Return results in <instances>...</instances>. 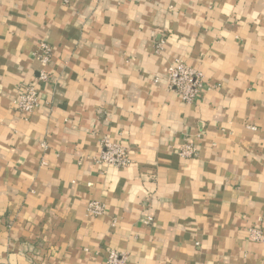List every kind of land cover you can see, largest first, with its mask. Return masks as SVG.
<instances>
[{"label":"crops","instance_id":"crops-1","mask_svg":"<svg viewBox=\"0 0 264 264\" xmlns=\"http://www.w3.org/2000/svg\"><path fill=\"white\" fill-rule=\"evenodd\" d=\"M178 60L206 80L190 104L169 86ZM104 139L131 164L99 163ZM111 249L264 264V0H0V264H109Z\"/></svg>","mask_w":264,"mask_h":264},{"label":"built area","instance_id":"built-area-1","mask_svg":"<svg viewBox=\"0 0 264 264\" xmlns=\"http://www.w3.org/2000/svg\"><path fill=\"white\" fill-rule=\"evenodd\" d=\"M43 52L40 60L46 63L51 53V47L43 44ZM169 86L176 91L184 102L193 103L205 87L206 80L202 71L194 68L185 62L178 60L168 67ZM51 79V75L46 70H41L38 81L47 84ZM41 90L34 83H26L15 100V106L20 111L31 114L40 104ZM195 147L189 142L183 144L180 150L182 156H194ZM97 161L104 165H111L117 168H124L131 164L129 149L117 142L104 139L102 149ZM88 212L92 215H101L105 213L106 207L97 200L88 203ZM255 239H262L263 235L260 231L253 234ZM107 262L109 264H125L126 256L119 251L111 249L108 254Z\"/></svg>","mask_w":264,"mask_h":264}]
</instances>
